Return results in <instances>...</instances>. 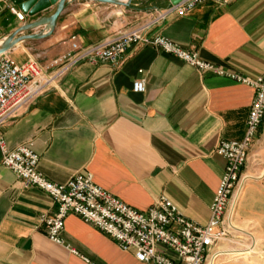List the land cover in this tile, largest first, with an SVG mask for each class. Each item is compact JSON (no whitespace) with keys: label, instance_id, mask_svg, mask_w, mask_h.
<instances>
[{"label":"crops","instance_id":"obj_1","mask_svg":"<svg viewBox=\"0 0 264 264\" xmlns=\"http://www.w3.org/2000/svg\"><path fill=\"white\" fill-rule=\"evenodd\" d=\"M6 1L20 9L24 0ZM141 1L126 8L136 9ZM170 6L168 0L112 22L100 17L95 2L68 0L50 35L21 41L8 54L19 63L36 59L48 78L52 61L71 50L72 36L85 46L145 27L148 37L164 36L244 77L264 73V0L206 3L182 16L165 14ZM55 7L21 22L0 3V41ZM140 79L145 90L135 92L133 83ZM254 97L249 85L203 74L158 48L140 46L117 66L78 63L9 119L0 134L10 149L30 144L40 155L39 170L55 183L91 173L97 184L139 210L164 197L204 226L226 166L216 149L222 140L243 139ZM242 174L247 180L233 217L236 229L220 245L225 252L214 264H264V125ZM55 210L45 192L24 187L2 165L0 148V264H143L76 215L66 219L64 243L51 241L41 217Z\"/></svg>","mask_w":264,"mask_h":264},{"label":"built area","instance_id":"obj_2","mask_svg":"<svg viewBox=\"0 0 264 264\" xmlns=\"http://www.w3.org/2000/svg\"><path fill=\"white\" fill-rule=\"evenodd\" d=\"M230 0H183L171 5L166 13L185 15L206 3L225 4ZM0 2H7L0 0ZM23 20L25 15L14 5L6 6ZM140 46H152L170 54L203 74L225 76L251 86L255 97L247 117L242 140H222L216 152L226 160L220 185L210 206L211 217L204 226L188 220L167 198H159L146 210H139L97 184L91 173H78L64 184L49 180L40 170V155L30 144L8 148L0 134L2 165L10 169L24 187L45 192L55 203L56 210L41 217L48 238L63 244L62 234L70 215L80 217L108 235L123 251H133L143 264H214L225 251L220 245L236 229L233 217L244 190L247 177L242 174L249 151L264 125V73L257 78L217 66L200 58L172 40L155 35L148 37L145 27L121 32L92 45L81 46L71 37V50L51 63L52 74L46 78L40 63L29 58L16 62L8 52L0 55V129L21 109L42 94L46 87L61 78L82 61L121 64L129 51ZM135 92L145 90L144 80L133 83ZM72 252L77 253L75 250ZM95 264V263H92Z\"/></svg>","mask_w":264,"mask_h":264},{"label":"water","instance_id":"obj_3","mask_svg":"<svg viewBox=\"0 0 264 264\" xmlns=\"http://www.w3.org/2000/svg\"><path fill=\"white\" fill-rule=\"evenodd\" d=\"M68 0H24L19 4V8L22 13L28 17H35L53 6L55 10L53 13L46 17H41L33 22L26 23L18 27L14 32L8 35L0 45V55L7 53L9 50L14 48L19 42L31 39H40L50 35L55 26L57 19L62 13L66 6ZM91 2H97L101 4H112V5H122L129 6L133 0H87ZM183 0H169L171 5H177ZM46 26L47 32L35 33L33 30L35 28Z\"/></svg>","mask_w":264,"mask_h":264},{"label":"rangeland","instance_id":"obj_4","mask_svg":"<svg viewBox=\"0 0 264 264\" xmlns=\"http://www.w3.org/2000/svg\"><path fill=\"white\" fill-rule=\"evenodd\" d=\"M167 1L168 0H142L137 6H135L136 9H130V8L128 9L122 5L101 4V3H97V2H95V4L97 5V7L99 6L101 8L100 9V17L101 18H103L107 21H112L111 20V18H112L113 21H116V20H120V19H124V18L131 19V17L129 16V14H130L129 12L134 13V12H140V10H146V9H150V8L160 7L161 2H167ZM0 3H3V6L8 5L7 2H0ZM6 9H8V8L6 7ZM137 14H139V13H137ZM27 17L28 16L25 15L23 20H20L18 17H17V19L19 21L23 22L27 19ZM134 19L135 18L132 17V20H134ZM122 32H124V31H122ZM1 43H2V41H0V45H1Z\"/></svg>","mask_w":264,"mask_h":264},{"label":"bare ground","instance_id":"obj_5","mask_svg":"<svg viewBox=\"0 0 264 264\" xmlns=\"http://www.w3.org/2000/svg\"><path fill=\"white\" fill-rule=\"evenodd\" d=\"M215 263V262H214Z\"/></svg>","mask_w":264,"mask_h":264}]
</instances>
